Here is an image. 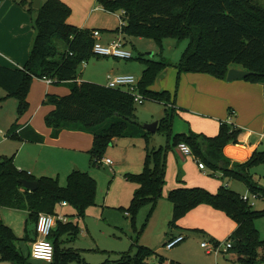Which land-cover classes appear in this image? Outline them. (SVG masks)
Wrapping results in <instances>:
<instances>
[{
	"label": "trees",
	"instance_id": "16d2710c",
	"mask_svg": "<svg viewBox=\"0 0 264 264\" xmlns=\"http://www.w3.org/2000/svg\"><path fill=\"white\" fill-rule=\"evenodd\" d=\"M260 2L96 0L103 10L119 13L122 24L116 31L124 37L150 38L159 45L166 37L189 39L177 64L164 57L158 60L140 59L144 68L137 82V90L144 99L165 105L157 132L163 133L168 141L171 139L173 146L185 143L195 158L205 163L210 175L221 171L226 176L243 181L251 193L264 197V189L253 181L249 173L253 165L264 163V152H254L243 163L231 162L222 150L228 143H237L240 130L225 121L221 122L217 135L213 137L192 131L172 135L175 113L172 96L167 90L150 89L158 74L167 67L177 70L178 80L179 75L185 72L207 73L218 79H226L228 69L237 66L253 72L245 80L264 83V6ZM70 12V7L61 0L42 1L34 15L35 35L28 59L21 69L0 65V87L6 91V98L16 99V114L19 117L28 109L27 96L34 78L48 77L56 85L70 82L68 94L45 96V103L53 108L45 115L44 122L51 130V137H57L64 129L90 133L93 143L89 154L92 163L97 164L113 139L142 137L148 140L151 134L137 120L131 94L89 81L76 82L80 64L95 56L92 51L94 39L93 30L67 23ZM6 136L33 142L42 140V136L32 128H20L17 122L9 127ZM167 148L168 145L146 148L142 171L125 175L128 181L138 185L128 207L120 208L130 216L132 223L138 209L144 204L150 205V216L161 196ZM21 179L35 180L36 189H25L20 183ZM95 194L96 181L85 171H71L66 184L60 185L56 177L34 178L26 171L19 170L13 156H0V207L27 210L34 222L40 212L54 214L61 201L72 206L77 216L84 217L86 210L95 203ZM167 199L172 204L170 226H175L176 221L194 207L209 205L237 224L231 236V248L240 256L241 263L255 264L264 259V239L259 238L254 225L255 219L264 216V210L253 209L237 192L225 185L215 193L201 187H179L170 191ZM78 232L76 224L56 222L49 237L53 257L47 264H90L78 252L63 246L62 237L67 235L74 239ZM16 239L12 229L0 219V260L10 264H32L19 251ZM134 247V252H121L117 259H106L98 264H150L151 258H154V264H178L166 262L147 246L134 243Z\"/></svg>",
	"mask_w": 264,
	"mask_h": 264
},
{
	"label": "crops",
	"instance_id": "0c3cea01",
	"mask_svg": "<svg viewBox=\"0 0 264 264\" xmlns=\"http://www.w3.org/2000/svg\"><path fill=\"white\" fill-rule=\"evenodd\" d=\"M42 1L40 0V4ZM61 1L67 4L71 10L66 20L68 24L79 28L99 30L101 33L99 41L104 44L119 36L120 33L116 31L120 24L119 13H110L103 10L97 5L96 0ZM37 8L33 6V0H0V65L12 69H21L24 66L35 35L33 21ZM122 37L125 41V48L130 51L125 37L123 35ZM95 57L100 58L103 62L101 74L86 71L84 75L78 76L77 73L76 82L89 81L103 85L106 83L108 74L131 75L130 68H120L119 63L115 62V60L120 59ZM131 59H133V55ZM82 64L86 68L87 61L81 63L80 66ZM231 67L239 68L237 66ZM69 84L70 82H63L56 85L47 83L43 79L34 78L27 96L29 103L27 111L17 117L15 109V113L8 117L10 122L8 126L10 127L14 122H17L20 128L30 127L42 136V140L39 142L15 139L19 150H30L37 158L36 163L29 165V170L26 171L30 176L38 178L46 174L45 171L36 168L39 162L38 159L43 157L45 152H49L54 159L59 160L58 164L56 162L49 164L54 167L58 166V171L62 167H66L67 173L73 170L85 171L86 169L85 172L96 181L95 175H98L91 169L90 162L92 163V159L89 154L93 136L87 132L64 129L60 131L57 137H51V130L44 122L45 115L53 108L52 105L45 103V96L47 94L64 96L70 91ZM150 89L155 91L167 90L172 96V103L175 108L172 135L188 134L192 131L196 134L213 137L217 135L221 122L225 121L240 130L237 143H228L222 150L223 155L231 162L243 163L254 152H264L263 82H251L245 79L228 81L227 79H218L207 73L198 72L181 73L177 80V70L174 67H167L158 74ZM3 91L1 98L8 99L6 98V91L4 89ZM158 103L163 107L160 117L150 120L145 119L146 122L156 120L159 124V120L164 115L165 105L161 102ZM138 121L142 124V121ZM154 133H157V130ZM154 133L150 134L154 137ZM4 137L8 138L6 134H4ZM144 140H142V137H130L129 140L118 141L114 147H108L105 150L104 154L106 156L112 154L113 159L110 158L112 164H104L108 168L109 180L101 201L102 219L108 221V218L111 217L112 222H117H113L115 227L119 226L118 212L121 210L120 208L128 207L133 193L138 187L136 183L128 181L125 175L137 174L142 171L146 148L149 147H146ZM166 145H168V148L166 150L165 176L161 196L149 217L144 233L138 240L141 242L140 245L149 247L156 254L166 259V262L173 261L181 264L182 259L174 261L161 255L162 252H166L167 249L164 245L171 237L183 234L185 239L187 237L191 238L192 241L199 243L200 248H203L201 243L204 241H207L211 246L225 240H231L232 242L231 236L237 224L222 211L206 204H200L179 218L175 226H170L172 204L167 199L170 191L179 187H201L215 193L222 185L240 195L249 194L251 191L243 181L226 176L221 171H215L213 175H210V171L202 160L205 169H200L195 158L184 155L177 146H173L171 139L169 141L166 139V143L159 146ZM12 156L14 161L15 153ZM60 157L62 161H60ZM14 164L19 170H23L20 168L24 165L18 159L15 160ZM249 173L252 175L253 181L264 189V163L253 165L249 169ZM58 176L55 177L58 179ZM254 201L252 207H256L253 209L264 210V197H258ZM61 202L58 203L55 209L56 222H70L76 224L79 228L76 238L71 239L67 235L62 237L63 246L65 249L78 252L83 258L82 253L85 248L78 244L81 234L78 220L86 216L89 208L86 210L84 217H79L72 206L68 203L61 205ZM67 208H70L68 212ZM58 216L65 218V220H61ZM0 219L12 229L17 238L15 244L21 254L28 257V261L34 264V260L30 257V247L36 238L35 222L30 219L28 211L0 207ZM259 219H262V217L255 219L254 225ZM56 222L52 230H54ZM128 226L123 224L120 228L127 232L128 239L131 245L134 246V232ZM121 252L116 254L119 256ZM206 252L208 254L212 253L207 250ZM220 254H227V258L222 257L223 264H229L231 261V264H244L241 263L240 256L232 248L214 254L216 262H219ZM185 255V257L189 255V250ZM0 264L10 263L0 260Z\"/></svg>",
	"mask_w": 264,
	"mask_h": 264
},
{
	"label": "rangeland",
	"instance_id": "374dc122",
	"mask_svg": "<svg viewBox=\"0 0 264 264\" xmlns=\"http://www.w3.org/2000/svg\"><path fill=\"white\" fill-rule=\"evenodd\" d=\"M260 3L264 6V0H261ZM125 40L127 41V47L132 52L133 59H120L117 61L115 60V62L119 63L120 68H130V74L134 76L136 81L140 80L144 68V65L140 61V59L143 58L158 60L160 57H164L172 64H177L189 42L188 38L178 40L174 37L164 38L161 41L160 45L150 38L125 36ZM59 47L60 49H62L61 44ZM99 69L101 70L99 71ZM102 69V60L100 58L98 59L95 56H92L89 60H87L86 68H84L83 64L78 68V76L84 75L86 71L98 72L97 74H101ZM103 85H106V83H104ZM3 92V89L0 88V99H2L1 95L3 94ZM17 106V101L14 98L2 99V101L0 102V156H12L15 153L14 162L16 159H18L19 162L24 165L20 169L28 171L29 165L36 163V156H34L32 151L30 150H19L18 144L16 142L17 140L4 137V134H6L7 130L9 129L8 125L10 124V122L8 117H10L12 113H15V109L17 108ZM162 108L163 107L160 103L144 99L140 104L135 103V116L138 120L142 121V123H151L156 120H152L150 122H146V120L156 119V117H160L159 115H161V112L163 111ZM127 139L129 140L130 138L123 137L113 139L110 143H108L106 149L108 147H114L115 143L118 141L123 142L122 140ZM131 140L133 139L131 138ZM142 140L144 139L142 138ZM165 143L166 136L163 133L159 132L154 133V137L151 135L147 141L144 140V144L146 145V147L149 146L148 148L150 149L158 148L159 145H164ZM104 153L102 156L103 158L101 159H113L112 154H108V156H106V154ZM101 159L97 164H93L90 162V165L92 166L91 169L98 175H95L97 181L95 203L94 205L89 207L86 216L83 219L78 220L81 230V234L79 236L80 241H78V244L85 248V250H83L82 256L85 261L90 264H98L105 261L106 259L115 260L119 257L116 253L121 251L134 252L135 247L131 245V242L128 239L127 232H125V230H122V228L120 227L123 224L127 226L129 225L128 227H130L132 230L134 229V232H136L137 234L142 229L141 233L138 235L136 233H133L134 243L139 244L141 242L138 239L144 233L150 217L148 216L150 205L144 204L138 209L135 215L134 223H132L130 216L122 211V209L119 211L120 213L118 212L119 226L115 227L114 223L117 222L113 221V223L111 217L108 218V221H104L102 219L103 215L101 201L106 192L109 177L107 172L108 168L101 162ZM38 160L39 162L36 169H39L43 172L45 171L44 173L46 174H43V176L55 177L56 175H59L58 179L60 185L66 184V178L69 174V172L67 173L66 171V167H62L58 171V166L54 167L49 165L54 162L58 164L59 160L54 159L49 152H45L44 156L40 157ZM60 161H62L61 157ZM257 203L258 202L256 201V204ZM255 207L256 206H253V208ZM69 210L70 208H67V212ZM255 226L258 231L259 238L264 239V217H262V219H259L255 223ZM188 250L189 255L185 257V254ZM161 255H163L165 258L173 259L174 261H180V259H182L180 261L181 264H223L222 257L227 258V254H220L219 262H216L214 253L208 254L204 248H200L199 243L192 241L191 238L188 237L173 248L167 249L165 253L162 252ZM33 262L34 264H47V262L41 260H34ZM149 262L150 264H154V258H151ZM231 262L229 264H231ZM255 264H264V259L259 260Z\"/></svg>",
	"mask_w": 264,
	"mask_h": 264
},
{
	"label": "built area",
	"instance_id": "2783aa9c",
	"mask_svg": "<svg viewBox=\"0 0 264 264\" xmlns=\"http://www.w3.org/2000/svg\"><path fill=\"white\" fill-rule=\"evenodd\" d=\"M123 13V12H121ZM122 22L120 20V26ZM120 33V32H119ZM100 31L99 30H93L92 31V37L94 39L93 43V54L95 56L99 57H113L117 59L127 60L132 58V53L125 48V41L122 37V34L120 33L119 36L113 40H111L109 43L104 44L99 41L100 39ZM43 80H45L47 83H53V79L48 77H43ZM137 82L133 75H113L108 74L106 76V87L111 89H121L126 91L127 93L131 94L133 96L135 103H142L144 98L137 90ZM184 146V147H181ZM178 149L184 154L188 156H195L193 155L190 147L186 145L185 143H180L177 145ZM185 148L187 150H185ZM196 163L200 169H205L204 163L198 159L195 158ZM101 162L105 165L112 164V161L109 158L101 159ZM241 198L248 202L251 206L254 203V200L258 198V195L255 193H249V194H243L241 195ZM66 202H61V205H65ZM61 220H65V218H62L58 216ZM56 216L54 214L40 212L37 215V219L35 222V232H36V238L31 243L30 247V257L33 260H41L44 262H51L53 257V245L50 242V235L55 223ZM185 239V236L183 234H178L173 237H171L164 245L166 249H171L177 244L181 243ZM201 247L205 248L208 252H212L214 254L219 253L221 250H227L232 247L231 240H225L221 243L210 245L207 241H204L201 243Z\"/></svg>",
	"mask_w": 264,
	"mask_h": 264
},
{
	"label": "water",
	"instance_id": "95a60500",
	"mask_svg": "<svg viewBox=\"0 0 264 264\" xmlns=\"http://www.w3.org/2000/svg\"><path fill=\"white\" fill-rule=\"evenodd\" d=\"M40 0H33V6L39 7ZM253 72L247 71L244 69L236 68V67H230L226 74V79L228 81L235 80V79H244L245 77L252 75ZM142 128L150 133H154L157 130L158 127V121H153L151 123H142ZM20 183L22 187L29 191H33L36 189L37 182L35 180H27V179H21Z\"/></svg>",
	"mask_w": 264,
	"mask_h": 264
},
{
	"label": "clouds",
	"instance_id": "9594fccd",
	"mask_svg": "<svg viewBox=\"0 0 264 264\" xmlns=\"http://www.w3.org/2000/svg\"><path fill=\"white\" fill-rule=\"evenodd\" d=\"M181 147H184V146H181ZM185 150H187V149L185 148Z\"/></svg>",
	"mask_w": 264,
	"mask_h": 264
}]
</instances>
